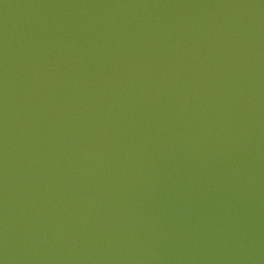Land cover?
I'll return each instance as SVG.
<instances>
[{
  "label": "water",
  "instance_id": "water-1",
  "mask_svg": "<svg viewBox=\"0 0 264 264\" xmlns=\"http://www.w3.org/2000/svg\"><path fill=\"white\" fill-rule=\"evenodd\" d=\"M0 264H264V0H0Z\"/></svg>",
  "mask_w": 264,
  "mask_h": 264
}]
</instances>
